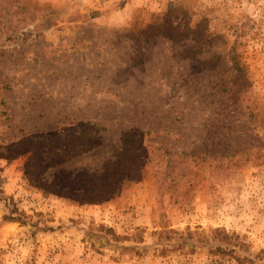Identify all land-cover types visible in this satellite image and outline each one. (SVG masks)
I'll use <instances>...</instances> for the list:
<instances>
[{"label":"rangeland","instance_id":"374dc122","mask_svg":"<svg viewBox=\"0 0 264 264\" xmlns=\"http://www.w3.org/2000/svg\"><path fill=\"white\" fill-rule=\"evenodd\" d=\"M0 264H264V0H0Z\"/></svg>","mask_w":264,"mask_h":264},{"label":"trees","instance_id":"16d2710c","mask_svg":"<svg viewBox=\"0 0 264 264\" xmlns=\"http://www.w3.org/2000/svg\"><path fill=\"white\" fill-rule=\"evenodd\" d=\"M145 133L146 132H142L138 129H129L127 131H123L121 133V139H120V144L122 146L121 148L123 149V153L119 154L115 159H113L114 166L113 164L110 165L108 170L109 171L108 178H106L104 181H101L99 185H95L97 181H100L99 179L96 180L91 179V181L94 183V185L92 186L93 189H89L85 192L74 191L71 193V195L76 198L78 197L77 199H84V201L89 199L96 201V200L104 199L105 196L115 195L120 191L122 185L126 182V179L128 178L131 179L133 177L138 176L140 167H142V165L144 164L149 163L153 155H156L154 157H156L158 161H160V159L164 157L166 150L160 153L157 149L149 153V149L146 144L148 140H145L144 137ZM132 149H135L133 154L130 153V150ZM126 152L127 154L130 153L128 155V158H126ZM208 157L215 158V156H210V155H208ZM189 158H191L192 160L196 159L195 156H190ZM216 158L219 159L220 157L217 156ZM109 160L111 159L108 158L107 160H104L102 166L99 168H103L104 164H106V162ZM127 160L131 162L132 170L129 169L130 164H125ZM41 161L42 158L40 157V162ZM187 161L188 158L185 157L182 160V164L185 165ZM26 171L31 172L32 169L27 166ZM88 175H93V173H89ZM106 182L108 183L110 182V185H108ZM62 192L68 193L66 189L65 191Z\"/></svg>","mask_w":264,"mask_h":264}]
</instances>
